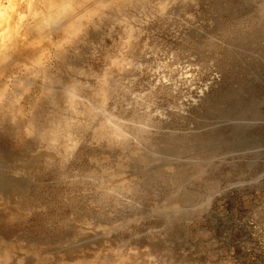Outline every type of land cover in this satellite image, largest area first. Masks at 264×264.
I'll return each instance as SVG.
<instances>
[{
    "label": "rangeland",
    "instance_id": "rangeland-1",
    "mask_svg": "<svg viewBox=\"0 0 264 264\" xmlns=\"http://www.w3.org/2000/svg\"><path fill=\"white\" fill-rule=\"evenodd\" d=\"M0 264H264V0H0Z\"/></svg>",
    "mask_w": 264,
    "mask_h": 264
}]
</instances>
